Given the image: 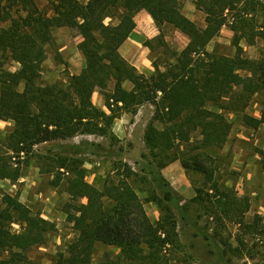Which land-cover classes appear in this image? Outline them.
<instances>
[{"label": "trees", "instance_id": "1", "mask_svg": "<svg viewBox=\"0 0 264 264\" xmlns=\"http://www.w3.org/2000/svg\"><path fill=\"white\" fill-rule=\"evenodd\" d=\"M193 3L205 15L204 28L181 12L180 0H89L87 4L49 0L52 16L31 0H0V121L14 124L0 138V182L15 183L24 177L37 146L78 136L106 137L124 113L136 115L139 108L151 104L162 128L149 126L144 143L160 158L159 168L180 162L187 173L202 175L203 186H195L193 202L206 204L209 211L230 221H242L250 201L239 198L218 180L219 157L211 152L222 149L231 134L226 112L242 113L243 123L252 130L264 126V47L257 59H250L241 45L243 40L252 45L264 43V23L257 20L259 7L264 9V5L258 0ZM141 12L151 16L160 33L154 41L162 53L151 76L140 73L120 53L136 30ZM109 19L118 20L117 25L107 24ZM168 26L190 36L177 57L165 40L164 28ZM73 27L88 35L78 45L86 66L69 78L68 85H44L42 67L47 47L54 45V31ZM225 27L235 34L236 53L232 57L208 50ZM144 46L152 53L157 51L153 41ZM10 62L20 68L7 70ZM126 82L133 85L131 91L124 88ZM98 91L105 97L109 114L93 103ZM255 96L260 98L261 118L245 113ZM197 132L205 139L195 141ZM259 154L264 168V148ZM50 160L52 167L47 172L57 171L55 185L60 186V176L67 175L65 191L74 202L86 200L66 205L65 214L78 237L67 254L59 255L53 264H168L167 250L175 244L172 208L166 207L168 215L156 222L146 209L152 201L159 206L175 203L179 208L172 185L161 171L159 178L167 190L158 201L156 197H140L135 184L141 177L129 164L115 165L98 187L88 183L87 172L77 159L55 156ZM3 206L0 264H36L28 253L46 244L56 225L34 214L18 196L5 194ZM16 225L20 232L14 230ZM99 244L120 253H107L95 262Z\"/></svg>", "mask_w": 264, "mask_h": 264}, {"label": "rangeland", "instance_id": "2", "mask_svg": "<svg viewBox=\"0 0 264 264\" xmlns=\"http://www.w3.org/2000/svg\"><path fill=\"white\" fill-rule=\"evenodd\" d=\"M31 1L39 9L48 11V15H53L48 7L49 0ZM258 1L264 5V0ZM180 3L181 12L197 26L204 28L205 15L196 9L193 0H180ZM259 9L257 20L261 25L264 23V9L262 7ZM16 10L17 7L14 8L15 14ZM138 20L143 24L139 29L141 34H137V37L143 44L153 41L157 49L154 53L150 50L148 53L150 64L148 75H145L151 76L155 71L154 63L162 53L158 43L154 41L160 33L150 16L149 18L139 16ZM117 23L116 19L107 20V24L117 25ZM164 33L167 44L174 51L175 56H179L188 45L190 36L170 26L164 28ZM234 35V32L225 27L208 46L209 52L234 56L236 53ZM53 36L54 45L46 49L47 59L42 67L41 82L44 85H68L69 78L80 74L86 66L78 45L88 35L84 36L73 27L56 29ZM27 42L32 44L29 39ZM241 45L245 56L250 59H257L260 49L264 47L262 41L252 45L243 40ZM5 68L16 72L20 66L10 62ZM113 86L114 84L111 85L109 92L113 90ZM96 98L97 96L95 101ZM151 106L154 110H149L150 113L147 111L139 114L138 125H133L135 119L127 125V135L123 140L111 132L106 137L78 136L68 141L39 145L34 149L29 167L24 170V177L15 183L8 180L0 182V209L4 207L5 194L18 196L34 214H41L44 219L56 225V230L48 236L46 244L28 253V257L36 264H53L59 255L67 254L70 244L78 237L73 224L68 221L65 214L66 205L74 202L73 196L64 188L67 175H61L60 186H56L54 181L57 171L47 172L52 167L50 159L55 156L70 157L80 161L81 167L87 172L88 183L98 187L115 165L129 164L141 177L135 184L140 197L142 199L156 197L158 201L163 199L167 188L163 187L159 171L163 173L172 164L160 169V158H156L145 146L143 132L149 126L162 128V124L155 120L156 108L154 105ZM261 110L260 98L255 96L245 113L261 118ZM225 114L232 125L229 139L222 149L210 151L213 156L219 157L220 172L216 177L224 187L234 190V194L239 198H247L250 201V210L240 223L209 211L206 204L202 203V206L194 203L195 186H203L204 177L193 171L187 173L178 162L179 175L174 169L171 173L168 172V177H171L170 189L176 194L174 201L179 203V208L175 207V203L171 205L163 202L162 206H159L154 201L146 205L147 213L154 222L168 215L166 207L172 208L176 222L175 244L167 250L168 264H264V168L259 154L264 148V126L252 130L243 123L242 113L226 112ZM1 125L3 128L0 131V138H3L13 129L14 124L6 122ZM204 139L205 135L202 133L197 132L194 135L195 141ZM81 202L86 203V200H78L74 204ZM14 230L20 232L21 227L16 225ZM107 253L117 256L120 251L99 244L96 247L94 261H102Z\"/></svg>", "mask_w": 264, "mask_h": 264}, {"label": "crops", "instance_id": "3", "mask_svg": "<svg viewBox=\"0 0 264 264\" xmlns=\"http://www.w3.org/2000/svg\"><path fill=\"white\" fill-rule=\"evenodd\" d=\"M79 1L80 2H84L85 4H87V2L89 0H79ZM139 16L140 17H148L149 18L150 15L148 13H145V12H141L138 15V17L136 18V23H137L136 30L132 34L131 38L129 40H127L122 45V47L120 48V53L128 62H130L134 67H136L140 73L148 75V66L150 64L149 60H148L149 49L147 47H145L144 44L142 43V40H140L137 37V34H141L139 29L141 28V26L143 24L142 22L141 23L139 22V20H138ZM123 86L128 91H131L133 89V85L130 82L124 83ZM95 96H97L96 101H95ZM92 100H93L94 105L99 110H101L103 112H106L107 114L110 113L109 110L106 107V104H105V97L102 96L99 91L96 92L93 95ZM138 110H139V112L136 115L129 114V113H124L119 119H117L114 122L113 127H112V132L120 140H123L126 137V135H127V133H126L127 132V125L128 124H131L133 122V120L135 119L136 122L134 121L133 125L134 126L138 125V122L140 121V115L139 114H142L143 112L146 113L147 111L150 113L151 111H149V110H154V108L150 104H146V105L142 106L141 108H139ZM152 115H153V112H152ZM2 123L5 124L6 122L0 121V131H2V128H3L2 125H1ZM144 133L145 132H143V134ZM174 169L179 175V173H180V165H179L178 162L172 164L170 167H168L162 173L164 175V177L169 182H170V178L171 177L170 176L168 177V174H169L168 172L171 173V171L174 170Z\"/></svg>", "mask_w": 264, "mask_h": 264}]
</instances>
